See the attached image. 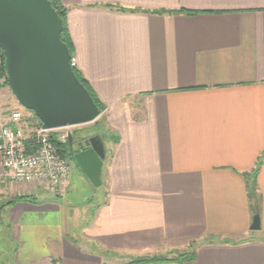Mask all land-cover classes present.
<instances>
[{"label":"crops","instance_id":"crops-1","mask_svg":"<svg viewBox=\"0 0 264 264\" xmlns=\"http://www.w3.org/2000/svg\"><path fill=\"white\" fill-rule=\"evenodd\" d=\"M61 1L77 69L118 138L106 143L96 204L69 185L48 197L19 186L13 197L36 203L0 205L14 264H130L194 243L183 264H264V0ZM0 102L12 110L6 92ZM259 160L252 231L243 174Z\"/></svg>","mask_w":264,"mask_h":264},{"label":"water","instance_id":"water-1","mask_svg":"<svg viewBox=\"0 0 264 264\" xmlns=\"http://www.w3.org/2000/svg\"><path fill=\"white\" fill-rule=\"evenodd\" d=\"M64 23L50 0H0V50L7 83L19 104L32 111L44 130L88 125L101 111L77 78L72 54L63 43ZM68 141L73 144V134ZM88 148L73 155L88 181L102 186L105 147L98 136L84 141ZM261 229L259 214L252 231Z\"/></svg>","mask_w":264,"mask_h":264},{"label":"built area","instance_id":"built-area-1","mask_svg":"<svg viewBox=\"0 0 264 264\" xmlns=\"http://www.w3.org/2000/svg\"><path fill=\"white\" fill-rule=\"evenodd\" d=\"M71 65L77 68L75 56ZM65 129L44 130L39 123L31 124L21 110H8L0 102V188L33 186L51 196L64 193L73 166L60 156L55 142L68 141Z\"/></svg>","mask_w":264,"mask_h":264},{"label":"trees","instance_id":"trees-1","mask_svg":"<svg viewBox=\"0 0 264 264\" xmlns=\"http://www.w3.org/2000/svg\"><path fill=\"white\" fill-rule=\"evenodd\" d=\"M50 1L54 9L58 13L59 17L63 20V23H64L63 31L61 34V39L63 43H65L69 47L72 56H74V48H73L72 40L70 38V34L68 31V27H67V14H68L69 9L62 3L61 0H50ZM107 8L115 9L120 12H127V9L123 7L108 5ZM166 12L168 11H155V13H159V14H163ZM4 65H5V57H4L3 52L0 50V87L2 86L8 87L7 73H6ZM73 69L75 71L77 78L82 82V84L86 87V89L91 94L94 102L96 103V105L98 106L102 114L105 111V105L97 97V95L95 94L91 86L89 85L88 81L82 76L80 71L77 68H73ZM98 120L95 122V124L97 125L99 124L97 123L99 122ZM38 123L41 125L39 120H38ZM105 129L106 127L103 124V126L100 127V130L97 133V136L101 138L103 142L104 141L106 142V140H109V141L116 140L118 138V135L112 132V130L110 129L105 130ZM75 134L77 133L75 132ZM75 134H74V143H76ZM108 136L110 138H108ZM77 142L81 143L80 141H77ZM55 145L59 150L60 156L67 158L71 162L72 165L76 166L79 169V167L76 165L74 161L73 155L69 153V146H70L69 141H67L65 144H60L59 142H55ZM260 164H261V160H259L257 168L254 171H252L251 173L249 172V173L243 174V176H245V179L249 183V199L251 202V209L254 211L255 215L259 214V210H260V196L257 191L258 189H257V183H256L258 169L260 167ZM10 200L11 202L23 201V202H29V203H36V197L34 195L16 196ZM208 241L210 243L215 242V237L213 236L209 237ZM195 257H196V243L191 245V247L188 250L183 251V252H175L171 256H163V255L145 256V257H140V258H136L132 260L130 264H159V263H165V262H170V261L177 262L178 264H183L189 260L194 259Z\"/></svg>","mask_w":264,"mask_h":264},{"label":"rangeland","instance_id":"rangeland-1","mask_svg":"<svg viewBox=\"0 0 264 264\" xmlns=\"http://www.w3.org/2000/svg\"><path fill=\"white\" fill-rule=\"evenodd\" d=\"M3 87V86H2ZM1 88V87H0ZM2 92H6L7 95L11 98V100L14 102L13 111L16 110H21L27 117L28 121L31 124H36L38 123V119L35 116V114L30 111L27 110L25 108H23L19 102L17 101V99L14 97V95L11 93V90L9 89V87H5V90H1L0 89V94ZM100 120H98L99 123L98 125L94 123L88 124V125H82V126H76V127H72V128H67L63 131V133L65 132H71L73 134V138H74V134L75 132L77 134H75V141L76 143H79L77 141H80L81 143H83L85 140H88L92 137H96L97 133L100 130V127L104 126L106 127L105 130H109L107 129V124L105 122V117L101 116L99 118ZM108 138H110L108 136ZM107 139V138H106ZM103 142V140H102ZM110 142L109 140H106V142L104 141V147H105V151L107 146L106 143ZM106 153V152H105ZM73 166V175H72V185L70 182V189L68 190L71 191L70 193L72 195H70L71 197L76 198L77 200H79L80 204L82 206H88V205H93L94 203L96 204L97 201H100V197H102V189L104 186V181H105V177L102 174V186L99 188H95L89 181L88 179L85 177V175L82 173V171L80 169H78L76 166ZM69 185L67 186V188L69 187ZM12 186V192H10L7 197L5 198H0V205L1 207L4 205V203L6 201L9 202L10 199L13 198L14 191H17L18 186L17 185H10ZM66 188V189H67ZM65 189V190H66ZM94 191H97V194L94 196L95 198H93V194ZM37 194H41L43 197H48L50 196L46 191H44L43 189L40 190H36ZM11 201V200H10ZM0 207V208H1ZM7 210H4L2 213V216H0V264H14V254L15 251L19 248V244L16 243L11 237L13 236V229L10 228L9 222H8V218H7ZM38 252H41L40 250ZM164 256V255H163ZM170 256V255H167Z\"/></svg>","mask_w":264,"mask_h":264},{"label":"flooded vegetation","instance_id":"flooded-vegetation-1","mask_svg":"<svg viewBox=\"0 0 264 264\" xmlns=\"http://www.w3.org/2000/svg\"><path fill=\"white\" fill-rule=\"evenodd\" d=\"M87 148L88 147L84 145V142L83 143H74L73 142V144L69 146V153L71 155H74L75 153L82 151V150H85Z\"/></svg>","mask_w":264,"mask_h":264}]
</instances>
